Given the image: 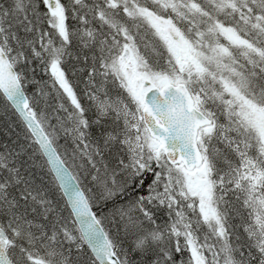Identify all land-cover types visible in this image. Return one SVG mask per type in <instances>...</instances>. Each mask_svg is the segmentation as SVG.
Returning <instances> with one entry per match:
<instances>
[{"label":"snow or ice","instance_id":"1","mask_svg":"<svg viewBox=\"0 0 264 264\" xmlns=\"http://www.w3.org/2000/svg\"><path fill=\"white\" fill-rule=\"evenodd\" d=\"M0 264H264V0H0Z\"/></svg>","mask_w":264,"mask_h":264}]
</instances>
